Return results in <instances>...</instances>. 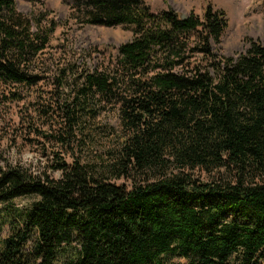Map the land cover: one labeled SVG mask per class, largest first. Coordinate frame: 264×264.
Wrapping results in <instances>:
<instances>
[{"label":"trees","instance_id":"trees-1","mask_svg":"<svg viewBox=\"0 0 264 264\" xmlns=\"http://www.w3.org/2000/svg\"><path fill=\"white\" fill-rule=\"evenodd\" d=\"M71 3L132 39L60 57L56 22L0 0V264H264V42L224 56L212 4Z\"/></svg>","mask_w":264,"mask_h":264},{"label":"rangeland","instance_id":"rangeland-1","mask_svg":"<svg viewBox=\"0 0 264 264\" xmlns=\"http://www.w3.org/2000/svg\"><path fill=\"white\" fill-rule=\"evenodd\" d=\"M153 11L173 9L179 14L188 16L196 13L203 17L209 4L223 9L229 19L227 28L220 44L224 56L237 57L249 49L253 41L264 42V0H145ZM72 0H17V10L26 16L40 21L57 23L56 32L52 37V52L62 57L64 45L74 44L79 54L83 51L92 54V64L100 62L104 56H116L122 44L132 39V32L122 26L86 24L79 19L72 7ZM58 46V49L57 47ZM50 50V51H51ZM14 161L27 163L39 160L37 152L26 148L18 152L15 147L10 149ZM60 176V172L55 174ZM26 202L18 201V210H24ZM3 220L1 216L0 222ZM9 230L6 223L0 233V243Z\"/></svg>","mask_w":264,"mask_h":264},{"label":"water","instance_id":"water-1","mask_svg":"<svg viewBox=\"0 0 264 264\" xmlns=\"http://www.w3.org/2000/svg\"><path fill=\"white\" fill-rule=\"evenodd\" d=\"M182 18H183V19H186L187 16H186L185 14H182Z\"/></svg>","mask_w":264,"mask_h":264}]
</instances>
